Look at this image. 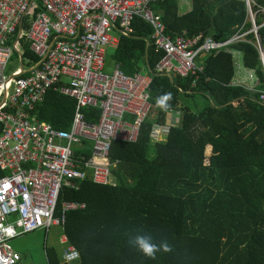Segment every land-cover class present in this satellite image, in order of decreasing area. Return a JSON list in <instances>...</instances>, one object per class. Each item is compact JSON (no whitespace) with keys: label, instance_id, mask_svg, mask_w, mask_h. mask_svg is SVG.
Returning <instances> with one entry per match:
<instances>
[{"label":"trees","instance_id":"1","mask_svg":"<svg viewBox=\"0 0 264 264\" xmlns=\"http://www.w3.org/2000/svg\"><path fill=\"white\" fill-rule=\"evenodd\" d=\"M250 1L264 49V0ZM152 8L171 37L204 34L225 42L249 32L230 48L242 54L244 67L259 79L258 90L264 89L246 0H191L185 14L176 0ZM32 22L24 19L18 41L30 66L39 61L29 48ZM133 28L134 34L109 53L127 75H153L156 117L146 120L137 142L112 143V185L88 179L78 191L63 189L59 209L64 202L85 205L66 215L64 234L80 255L71 264H264V103L258 94L229 86L235 69L232 55L224 51L204 57V74L195 86L194 78L157 75L164 53L156 50L151 27L136 19ZM165 93L171 99L162 109L156 98ZM195 96L206 100L201 110L192 108L196 102L182 104V98ZM74 112L75 100L51 90L33 115L67 130ZM174 112L180 114L178 122L170 123L162 141H153L154 126L167 125ZM85 116L95 123L99 110L87 109ZM137 234L156 244L166 241L171 251L148 259L129 243ZM47 258L49 264H65L48 250Z\"/></svg>","mask_w":264,"mask_h":264},{"label":"built area","instance_id":"2","mask_svg":"<svg viewBox=\"0 0 264 264\" xmlns=\"http://www.w3.org/2000/svg\"><path fill=\"white\" fill-rule=\"evenodd\" d=\"M164 1L0 0V171L6 174L0 178V264H22L21 256L10 245L12 240L64 227L68 212L85 208L64 202L58 216L64 188L78 190L88 179L97 185L113 184V142L138 141L143 124L152 115L153 75L129 76L119 64L110 74L105 72L106 50L134 34V20L151 27L154 46L164 53L155 73L194 78L193 86L204 74L203 56L228 51L249 34H236L225 42L204 34L171 37L162 15L152 8ZM246 4L253 26L250 33L256 37L264 69L259 27L251 1ZM27 17L33 18L29 48L39 61L27 66V74L11 79L6 70L13 56L21 55L18 41ZM20 73L17 70L13 75ZM248 78L249 87L243 82L239 85L257 93L264 103L258 77L249 73ZM51 90L75 100L68 130H57L33 115ZM87 109L99 110L97 122L87 121ZM170 123H174L172 118L167 125L154 126L153 141L165 138ZM84 143L91 146L90 156L82 151ZM62 258L70 264L80 255L68 245Z\"/></svg>","mask_w":264,"mask_h":264},{"label":"rangeland","instance_id":"3","mask_svg":"<svg viewBox=\"0 0 264 264\" xmlns=\"http://www.w3.org/2000/svg\"><path fill=\"white\" fill-rule=\"evenodd\" d=\"M19 67V61L17 60L16 56H13V59L7 67L6 73L10 75ZM113 68L114 61L110 56H108L105 72L110 74L113 71ZM193 102H196L197 104V108L192 107L195 110H201L206 105V100L202 96H195L194 98H182V104L185 106L191 107ZM170 116L175 122H178L180 114L174 112L170 113ZM155 117L156 111H153L150 118L154 119ZM62 235V229L59 226H55L50 227L48 232H34L14 239L10 242V245L14 252H19L21 255H23L25 264H49L47 250L49 252H54L58 259H60L62 262L63 251L65 248V245L61 243Z\"/></svg>","mask_w":264,"mask_h":264},{"label":"crops","instance_id":"4","mask_svg":"<svg viewBox=\"0 0 264 264\" xmlns=\"http://www.w3.org/2000/svg\"><path fill=\"white\" fill-rule=\"evenodd\" d=\"M178 3H179V11H180V14H185V13H187V12H189L190 10H191V0H176ZM246 3H247V0H246ZM246 6H247V4H246ZM188 9V10H187ZM248 10V9H247ZM252 29H253V26H252ZM21 35H22V31H21ZM256 38V37H255ZM260 40V39H259ZM119 43H120V40H119V42H118V44L116 45V46H114V47H109L107 50H106V61H107V57L108 56H110L111 58H112V60L114 61V66H115V64H118L117 62H115V60L113 59V57L111 56V54L109 53L110 51H112V50H115V49H117V47L119 46ZM260 46H261V48H262V51L264 52V49H263V46H262V44H261V42H260ZM256 48H257V50H258V47H257V41H256ZM224 52H227V53H229V54H231L232 55V57H233V62H234V69H235V74H234V77H233V79H232V81H231V83L229 84V86H233V87H240V88H243V89H245L246 91H248V92H250V93H253V94H257V93H254V92H251V91H249L245 86H247V87H249V85L251 84V82H250V80H249V78H248V76H249V73H254L255 75H256V73L254 72V70H250V69H247V68H245L244 67V65H243V62H242V54L239 52V51H235V50H232L231 48H229V50L228 51H224ZM259 52V51H258ZM20 53H21V51H20ZM260 55V54H259ZM14 56H16V58H17V60L19 61V63H20V67L19 68H17L16 70H14L9 76L11 77L12 75H13V73L14 72H16L17 70H21L22 71V69H23V67H25V74H27L28 72H27V69H26V67L28 66V61H26V62H24V59H23V57H22V53H21V55L20 54H15ZM206 56V55H205ZM205 56H203L202 58H201V60H200V62L203 64V60H204V57ZM13 59V58H12ZM261 60V59H260ZM262 63V62H261ZM120 65V64H119ZM120 67H121V65H120ZM262 67H263V65H262ZM105 69H106V63H105ZM121 69H122V67H121ZM123 71V70H122ZM263 71H264V69H263ZM124 72V71H123ZM125 73V72H124ZM25 74H23V75H25ZM257 76V75H256ZM244 83L245 84V86H242V85H239L240 83ZM67 97V96H66ZM36 116V115H35ZM37 118V117H36ZM172 118V117H171ZM38 119V118H37ZM173 119V118H172ZM39 120V119H38ZM174 120V119H173ZM40 121V120H39ZM43 122V121H42ZM71 122H72V120H71ZM175 122V121H174ZM177 123V122H176ZM70 125H71V123H70ZM70 125H69V128H70ZM68 130V129H67ZM1 135V134H0ZM84 145V149L82 150L83 152H85V154L87 155L88 153V155L90 156V154H91V146L88 144V143H84L83 144ZM79 148H82V147H79ZM78 148V149H79ZM6 175V174H5ZM82 185V184H81ZM81 187V186H80ZM78 190H80V188L78 189ZM76 191V190H75ZM61 214V211H60V209L58 210V213H57V215L59 216ZM61 229H62V231H63V235H62V238H61V243L62 244H64L65 245V248H64V250L66 249V247L68 246V239H67V237L65 236V234H64V228H65V226L64 227H60ZM42 231H46V232H48L49 230H39V231H36V232H42ZM34 233V232H33ZM31 234V233H30ZM27 235V234H26ZM24 236V235H23ZM22 237V236H21ZM20 238V237H19ZM65 238L67 239V243H64V240H65ZM20 256H21V258H22V264H25L24 263V259H23V255H21L19 252H17ZM63 253H64V251H63ZM80 260V259H79ZM78 260V261H79ZM76 262V261H75ZM62 263H64V261H63V258H62ZM74 263V262H73ZM71 264V263H70Z\"/></svg>","mask_w":264,"mask_h":264},{"label":"clouds","instance_id":"5","mask_svg":"<svg viewBox=\"0 0 264 264\" xmlns=\"http://www.w3.org/2000/svg\"><path fill=\"white\" fill-rule=\"evenodd\" d=\"M170 99L171 94L165 93L156 98V104L162 109H167L169 107L167 101ZM129 243L132 244L141 255L148 259H155L157 253H167L171 251V248L166 241L156 244L145 238L143 235L139 234L130 238Z\"/></svg>","mask_w":264,"mask_h":264},{"label":"water","instance_id":"6","mask_svg":"<svg viewBox=\"0 0 264 264\" xmlns=\"http://www.w3.org/2000/svg\"><path fill=\"white\" fill-rule=\"evenodd\" d=\"M26 72L22 69V71H21V73L19 74V75H16V76H11V79H15V78H17L18 76H21V75H23V74H25Z\"/></svg>","mask_w":264,"mask_h":264}]
</instances>
